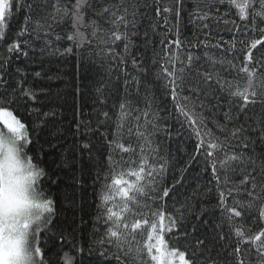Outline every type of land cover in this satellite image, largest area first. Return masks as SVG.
I'll use <instances>...</instances> for the list:
<instances>
[{"label":"snow or ice","instance_id":"6c2138e0","mask_svg":"<svg viewBox=\"0 0 264 264\" xmlns=\"http://www.w3.org/2000/svg\"><path fill=\"white\" fill-rule=\"evenodd\" d=\"M186 5L0 0V264H13L3 253L12 239L5 230L18 247L33 222L35 264H50L40 237L56 215L42 187L44 169L25 159L31 141L21 109L44 117L55 111L30 107L41 103L38 92L13 65L71 56L98 63L103 73L95 118L78 122L76 132L96 138L81 145L94 164V188L115 189L120 201L119 211L109 206L115 198L98 194L96 201V223L117 248L108 264H126L125 241L141 230L140 264L160 260L153 253L166 247V236L169 257H178L171 264H264V0ZM173 143L179 156L169 150ZM59 236L58 247L74 254L69 264L91 254L88 245Z\"/></svg>","mask_w":264,"mask_h":264},{"label":"trees","instance_id":"16d2710c","mask_svg":"<svg viewBox=\"0 0 264 264\" xmlns=\"http://www.w3.org/2000/svg\"><path fill=\"white\" fill-rule=\"evenodd\" d=\"M194 3L195 0H188L186 7L191 8ZM221 10L224 11V8ZM187 32L189 37L194 34L195 29L191 24L187 25ZM221 35L226 41L230 39V34L223 30ZM3 54L5 53L0 49V55ZM16 66L29 74V81L38 92V100L41 103L31 104L30 107H38L41 112L55 111V115L44 117L24 113L21 109L27 125L26 134L31 141L27 144L25 159L32 157L33 161L44 169L46 176L41 182L42 187L45 190V197L53 201L56 212L53 224L49 225L51 232L45 230L40 237L41 243L47 241L50 264L52 262L69 264V260L74 256L69 248L61 250L58 247L64 243V238L59 236L60 232L65 234L68 241L76 239L80 246L86 244L92 248L91 254L85 252L82 255L81 264H108L117 248L111 243L115 238L106 235L103 224L96 223L95 213L99 207L96 201L98 194L100 197L108 196L110 200L115 198L114 202L109 204L114 211L120 210V201L115 189L104 191L94 188V164L89 160L88 154L82 152L81 145L87 143L89 139L95 142L96 138L76 132L78 122L87 124L90 119L95 118V112L99 108L95 86L103 75L102 70L98 63L75 56L45 58L43 63L28 62L27 68L24 61H16L12 68L13 72ZM35 72H40L41 77H35ZM114 83L119 86V82ZM40 88L46 89L47 92H39ZM169 150L177 156L180 155L174 143L169 145ZM111 176L112 179L118 178V173L113 172ZM104 183L105 181L100 182L101 185ZM142 236L143 230L140 236H130L125 241L130 253L126 264H140L141 258L136 257V249L146 243ZM165 240L166 246L172 249L167 236ZM100 242H103V247L100 246ZM101 251L108 252L109 256L107 258L100 256ZM119 251L123 252L124 247L122 246ZM156 253L157 251L153 254ZM152 264L156 262L153 261Z\"/></svg>","mask_w":264,"mask_h":264},{"label":"clouds","instance_id":"9594fccd","mask_svg":"<svg viewBox=\"0 0 264 264\" xmlns=\"http://www.w3.org/2000/svg\"><path fill=\"white\" fill-rule=\"evenodd\" d=\"M16 213H12L15 215ZM38 214V210L33 208L32 215L35 216ZM26 216H21L20 219L23 222L24 219H27ZM13 221H10V224ZM34 223H30L29 228L24 231V236L22 242L17 247L13 242L12 239L15 238V233L11 230V228H7L5 230L6 237H11L12 239H6L4 243L3 253L6 258H10L13 261V264H35V253L32 247V236L31 230L34 227Z\"/></svg>","mask_w":264,"mask_h":264},{"label":"rangeland","instance_id":"374dc122","mask_svg":"<svg viewBox=\"0 0 264 264\" xmlns=\"http://www.w3.org/2000/svg\"><path fill=\"white\" fill-rule=\"evenodd\" d=\"M172 251L167 246L157 251L156 255L160 256L159 261H155L156 264H171L172 260H178V257H169L168 253ZM162 253V255H161Z\"/></svg>","mask_w":264,"mask_h":264}]
</instances>
